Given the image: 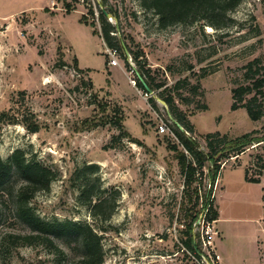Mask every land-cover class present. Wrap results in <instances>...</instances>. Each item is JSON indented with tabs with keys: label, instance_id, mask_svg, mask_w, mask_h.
I'll use <instances>...</instances> for the list:
<instances>
[{
	"label": "rangeland",
	"instance_id": "374dc122",
	"mask_svg": "<svg viewBox=\"0 0 264 264\" xmlns=\"http://www.w3.org/2000/svg\"><path fill=\"white\" fill-rule=\"evenodd\" d=\"M66 3L71 4L70 11ZM101 10L115 25L117 38L141 53L139 63L127 49L126 59L117 50L118 64L108 63ZM229 14L234 19L229 28L208 30L200 21L160 28L157 15L142 0H0V113L20 120L25 115L39 125L31 133L21 122H0V156L5 159L20 148L56 170L49 190L36 193L34 210L43 218L90 223L101 234L102 264H198L182 244L188 221L185 208L190 203L175 152L167 147L168 141L177 139L163 88L188 78L189 85L180 83L179 92L189 102L172 95L171 106L186 115L202 149L201 135L207 132L235 137L256 129L258 136H264V111L252 121L244 108L230 110L231 89L252 81L243 77L245 65L264 56V0H242ZM139 64L154 84L163 85L145 92L133 84ZM197 82L196 91L189 93ZM114 105L122 110L121 123L128 134L121 139L115 138L119 131L108 121ZM203 105L206 109L198 108ZM160 122L167 127L165 132L159 133ZM256 145L221 163L225 168L220 185L226 192L218 195L220 217L214 220L217 233L212 241L214 246L220 240L225 247V252H217L218 264H264V234L259 259H243L249 253L229 219H223L226 214L257 217L264 212L257 188L244 181V167L256 176L260 159L264 161V142ZM84 164H95V173L82 172ZM203 172L195 189L199 195L210 188V171L205 167ZM260 172L264 184V170ZM85 180L89 195L101 189L105 196L117 193L107 221L94 219L91 204L81 202ZM211 188L214 198L215 185ZM3 212L0 264H57V256L42 245L3 243L7 233L28 232L10 206H3ZM198 229L196 219L191 225L194 239ZM197 247L203 253L198 243Z\"/></svg>",
	"mask_w": 264,
	"mask_h": 264
},
{
	"label": "trees",
	"instance_id": "16d2710c",
	"mask_svg": "<svg viewBox=\"0 0 264 264\" xmlns=\"http://www.w3.org/2000/svg\"><path fill=\"white\" fill-rule=\"evenodd\" d=\"M241 1L142 0V4L152 9L157 15L160 28H166L176 23L200 21L201 25H208L216 30L229 28L233 24L234 19L229 13ZM65 5L67 11H70L71 4L66 3ZM116 16L117 14H114V17ZM84 18V15L80 17L85 24H88ZM99 21L101 37L105 45L116 51L119 50L124 59L127 58V49L132 59L136 63H139L141 53L132 50L127 45L125 46L117 38L115 25L107 21V17L102 10L99 12ZM258 33L256 32V35ZM78 69L81 70L80 68ZM245 69L243 77L252 81L249 84H239L231 89L232 102L230 110L244 108L249 118L252 121H256L260 119L264 111V56L253 58L245 65ZM138 72L151 90L163 85V83L154 84L153 78L141 64L138 66ZM134 81L137 86L146 92L137 77H135ZM180 83L189 85L188 78L185 77L178 80L169 88H163L161 95L165 103L170 105L175 120L183 127V130H180L176 124L172 126V132L177 142L168 141L167 147L175 152L177 163L184 176L186 191L188 192L187 201L190 203L189 207L185 208L184 218H188V221L186 223V230H183L185 238L182 240V244L186 250L195 253L196 251L198 252L197 243L199 244V242L194 239V234L191 233V225L196 221L201 211V208L196 209V207L198 205L206 207V219L215 220L217 218V206L214 204V198L211 196V187L220 173L221 163L232 156L236 158L245 148L252 144L259 145L261 142H264V136H258L259 130L256 129L235 137H230L226 133L218 131L207 132L201 135L204 141V149L200 148L199 142L193 137L194 129L189 120H187L186 115L171 106L174 101L172 95H175L185 104L189 102V98L182 96L181 92H179ZM198 86V82L191 85L188 90L189 93L195 92ZM167 90L169 94L165 96V91ZM247 95L251 96L246 98ZM152 106L156 107L154 102H152ZM198 108L206 109V106L203 105ZM111 110L113 116L111 115L108 121L115 125L119 131L115 138L121 139L122 137H127L128 134L123 129L121 123V108L114 105ZM108 121L105 120L104 122ZM0 122L11 124L21 122L31 133L37 132L39 128L38 123L31 117L24 115L20 120L9 116L5 111L0 113ZM260 160V170L256 176H250L248 167H244L245 181L252 183L260 182V171L264 170V161ZM205 167L210 171L208 173L210 188L207 192L199 195L195 189L201 184L200 180L202 179L203 168ZM80 170L85 174L95 173L96 165L84 164ZM57 175L56 170L51 166L20 148L13 150L5 159L0 156V192L2 198L0 200V219L4 216L3 206L8 205L15 219L28 228V232L22 234L7 233L3 243L9 242L14 246L42 245L57 256V264H102L101 234H98L90 223L70 218H43L35 212L32 201L36 193L48 191L51 182L56 179ZM196 180L197 183H195ZM193 183H195L194 186ZM192 190L195 192L194 196L191 195L190 191ZM88 192V182L85 180L80 187L79 198L81 202L87 205L91 204V215L94 219L101 223L107 221L115 209L117 193L114 192L111 196H105L103 189L91 195ZM85 196L86 198H84ZM93 198H95V201H93ZM105 207L107 210H104ZM101 229H105V227L103 226ZM195 254L198 256L197 253Z\"/></svg>",
	"mask_w": 264,
	"mask_h": 264
},
{
	"label": "crops",
	"instance_id": "0c3cea01",
	"mask_svg": "<svg viewBox=\"0 0 264 264\" xmlns=\"http://www.w3.org/2000/svg\"><path fill=\"white\" fill-rule=\"evenodd\" d=\"M223 168H221L220 173L218 177L216 178V181L214 183L215 189L213 191L214 194V202L217 205V218L215 219V223L220 217V212H219V207H218V195L223 194L226 192L225 186L220 185V179H221V173L223 171ZM245 181V180H244ZM247 182V181H245ZM249 186L247 187H256L257 188V195L259 197V205L263 206V195H264V184L260 180L258 183H252V182H247ZM227 217H223V219H229V223H231L230 227L231 230H234L233 232L236 234L237 239H242V244L244 251H248L249 255L243 254V259H246L249 256L258 257V251H259V240L261 238V234H264V212L261 215H258L257 217H245L243 215H229L226 214ZM240 226L246 227L247 231H244ZM247 245V248H246ZM214 250L215 252H219V250H222L225 252V247L223 248V245L221 244L220 240H217L216 243H214Z\"/></svg>",
	"mask_w": 264,
	"mask_h": 264
},
{
	"label": "built area",
	"instance_id": "2783aa9c",
	"mask_svg": "<svg viewBox=\"0 0 264 264\" xmlns=\"http://www.w3.org/2000/svg\"><path fill=\"white\" fill-rule=\"evenodd\" d=\"M106 54L109 57L108 63L110 65L118 64L115 49L106 48ZM131 82L133 84L135 83L134 80H132ZM157 127L159 133L165 132L167 129L166 125L163 122H160ZM206 213V207L202 206L201 211L199 212V215L197 217V224L199 225V229L195 237V239L199 242V246L204 254L200 251L195 252L198 254V256L190 251H188V253L198 264H218L219 254L215 252L212 245L213 236L217 233V230L214 225V220L206 219Z\"/></svg>",
	"mask_w": 264,
	"mask_h": 264
},
{
	"label": "water",
	"instance_id": "95a60500",
	"mask_svg": "<svg viewBox=\"0 0 264 264\" xmlns=\"http://www.w3.org/2000/svg\"><path fill=\"white\" fill-rule=\"evenodd\" d=\"M104 13H105V15H108L107 12L104 11ZM126 53H127V51H126ZM135 76L141 82V84L143 85V87L146 90V92H151L150 87L147 85V83L145 82L144 78L140 75V73L137 70H135ZM174 122H175V124L178 126V128L180 130H183V127L176 120H174Z\"/></svg>",
	"mask_w": 264,
	"mask_h": 264
},
{
	"label": "bare ground",
	"instance_id": "6f19581e",
	"mask_svg": "<svg viewBox=\"0 0 264 264\" xmlns=\"http://www.w3.org/2000/svg\"><path fill=\"white\" fill-rule=\"evenodd\" d=\"M207 26H208V25H207ZM209 29H211V27H210V26H208V30H209Z\"/></svg>",
	"mask_w": 264,
	"mask_h": 264
}]
</instances>
